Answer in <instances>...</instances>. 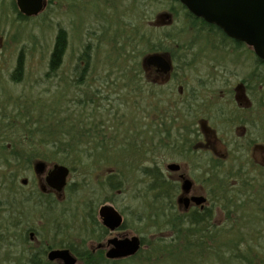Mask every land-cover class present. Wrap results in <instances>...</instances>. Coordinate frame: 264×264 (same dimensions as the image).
Returning a JSON list of instances; mask_svg holds the SVG:
<instances>
[{
    "label": "rangeland",
    "instance_id": "obj_1",
    "mask_svg": "<svg viewBox=\"0 0 264 264\" xmlns=\"http://www.w3.org/2000/svg\"><path fill=\"white\" fill-rule=\"evenodd\" d=\"M11 7V0H0V264H30V252L56 249L60 242L95 249L102 238L85 235L83 214L92 210L99 221L104 206L123 218L124 229L114 235L142 240L139 253L127 264H245L240 257L247 250H264L252 240L258 230L251 228L253 221L260 230L261 224L249 202L236 208L239 228L224 224L234 212L223 208L213 217L221 225L217 237L211 228L201 240L188 239L193 233L187 224L172 230L170 217L158 214L141 172L156 166L167 177L165 166L182 163V141L191 133L164 127L165 97L185 92L182 83L152 85L150 79H139V63L154 55V47L165 54L188 52V47L213 44V38L196 32L170 0H45L42 14L21 20ZM58 29L65 31L66 51L54 77H47ZM242 54L240 50L235 56L239 76L248 63ZM224 55L229 54L221 55L227 60ZM18 60L23 67L13 81ZM78 77L80 84L75 85ZM148 91H153L151 97L141 96ZM62 147L69 149L68 160ZM214 149L218 156L228 153L229 146ZM17 156L24 157L18 166ZM73 160L78 164L74 168ZM61 161H66L62 165L69 175L57 195L61 216L54 222L44 207L25 208L20 201L44 191L43 176L32 170L36 163L48 168ZM111 174L121 180L114 192L103 183ZM22 179H27L26 186H21ZM231 183L229 178L224 186ZM179 234L186 237L172 239ZM43 258L47 264L46 254Z\"/></svg>",
    "mask_w": 264,
    "mask_h": 264
},
{
    "label": "flooded vegetation",
    "instance_id": "obj_2",
    "mask_svg": "<svg viewBox=\"0 0 264 264\" xmlns=\"http://www.w3.org/2000/svg\"><path fill=\"white\" fill-rule=\"evenodd\" d=\"M11 6L18 19H23L15 8V0H11ZM197 20L209 27L194 30L213 38V44H205L198 50L194 46L188 47L194 54L185 50L179 53L177 49L165 54L166 51L154 47L151 53L154 55L139 63V79H150L152 85L182 83L180 86L185 92L177 93L176 96L169 93L165 97L167 125L164 124V127L171 131L191 133L189 140L187 137V140L182 141L186 144L179 154L184 158L182 163H172L178 165L179 169L169 172L167 177L160 171L173 187L172 191L165 198H158V202L154 201L152 195V202L156 203H153L157 207L156 211L158 208L165 209L172 230L187 224L193 233L187 238L196 237L200 240L205 237L206 229L213 228V235L219 234L216 229L221 225H216L213 220L217 212L222 213L221 209L225 211L223 208H226V212L233 209V217L236 218V208L244 207L245 202H249L261 224L260 230L257 221H253L251 228L258 230L255 235L252 234V240L260 242L264 249V62L257 59L250 47L228 38L219 28ZM240 50L244 51L242 55L248 61L241 69V76L236 72L238 60L235 57ZM222 53L229 54L224 55L227 60L221 57ZM18 62L22 71L20 60L16 66ZM144 69L148 76L143 72ZM152 94L153 91H148L141 96L151 97ZM153 99H157V96ZM238 130L240 133L233 136ZM221 144L229 146V151L217 156L214 147ZM44 178L42 194H49L58 200V194L46 186ZM229 178L231 186L225 187ZM185 183L189 184L188 189H183ZM199 198L203 201L198 203L196 199ZM233 217L224 224L239 228V220ZM114 233L107 231L105 235L118 237ZM111 237L102 243L104 236L91 250L92 254L104 256L109 248L106 242ZM185 237L179 234L172 239ZM235 256L239 258L238 253ZM262 258L264 250L260 249L258 252L255 249L247 250L246 256L240 257L245 264H264Z\"/></svg>",
    "mask_w": 264,
    "mask_h": 264
},
{
    "label": "water",
    "instance_id": "obj_3",
    "mask_svg": "<svg viewBox=\"0 0 264 264\" xmlns=\"http://www.w3.org/2000/svg\"><path fill=\"white\" fill-rule=\"evenodd\" d=\"M189 14L203 20L209 25L219 28L228 38L243 43L253 50L257 59L264 62V0H177ZM20 15L25 17L37 16L45 7V0H15ZM152 58L149 59L151 61ZM168 170L176 171L179 166L170 164ZM36 174H44L45 165L38 162L34 165ZM69 169L64 165H53L45 176L46 186L61 194L67 183ZM26 179L20 184L25 186ZM189 184H183L188 189ZM196 201L202 202L199 198ZM102 226L110 233L122 227L123 218L112 207L104 206L98 211ZM32 240L33 233L29 234ZM109 247L105 252L107 260H124L134 257L141 249L138 237L110 238L106 242ZM49 262L59 261L61 264H76L77 259L68 249H53L46 254Z\"/></svg>",
    "mask_w": 264,
    "mask_h": 264
},
{
    "label": "trees",
    "instance_id": "obj_4",
    "mask_svg": "<svg viewBox=\"0 0 264 264\" xmlns=\"http://www.w3.org/2000/svg\"><path fill=\"white\" fill-rule=\"evenodd\" d=\"M173 1L175 4H177L180 7V10L184 12V17L187 21V23L192 27V28H208L209 26H206L205 24L199 22L196 18H194L192 15H190L185 8L182 7L177 0H170ZM65 31L64 29H58L57 34L55 37L54 41V48L51 52L49 59V64H48V72L46 74L47 77H54L56 71L58 70L57 68L60 67L62 57L66 51V37H65ZM86 52L83 53L82 57L86 58ZM87 59V58H86ZM85 59V60H86ZM21 65L20 62H18V65L16 66L14 73L12 74V79L13 81H18L20 73H21ZM81 79V78H80ZM80 79L74 80L75 85L80 84ZM98 92V90H97ZM66 146V145H64ZM61 153L65 154L64 159H69V154H68V148L67 147H62ZM24 157L17 156L15 157V162L16 165L18 166L20 162L23 161ZM74 159V158H73ZM66 163V161H61L60 164ZM73 168L77 166L78 164L74 163L73 160ZM142 175L147 179L148 183L146 186V190L153 192V198L155 202H158V198H165L173 189L170 183H168L165 178L160 174V171L153 167V168H143L141 169ZM117 175H110L104 180V185L107 187L108 190L113 191L120 188L121 181H119ZM153 201L154 204H156ZM20 204L23 205L24 207H44V211L46 215L49 218H52L56 220L59 218V215L56 211V208L59 204V201L55 199V197L50 196L49 194H42V192H36L32 195H30L29 198H25L22 201H20ZM90 211V212H89ZM158 214L161 213L163 216L166 215L165 209L163 208H158L157 210ZM84 217H85V223L83 225V231L86 233L85 235L89 236L91 239L95 241H99L101 238L106 236L107 230L101 226V224L94 219V214L92 210L88 209V212H84ZM159 216V215H158ZM58 221V220H57ZM5 228L4 230L7 232ZM124 229V223L121 228V230ZM0 239H2V236H0ZM85 241H83L84 243ZM142 242V240H141ZM56 249L60 248H65L68 249L73 255L76 256V258H79L83 261L84 264H127L128 261H131L132 258L127 259V260H122L119 262H108L101 254H92L91 251L87 250L85 247L82 245H72L71 243L65 244L63 242H60L58 245L54 246ZM53 249V246H49L47 248H43L42 250L39 249L37 252H30L29 253V263L30 264H45L44 263V258L47 250ZM37 255V256H36ZM48 264V262H47Z\"/></svg>",
    "mask_w": 264,
    "mask_h": 264
},
{
    "label": "bare ground",
    "instance_id": "obj_5",
    "mask_svg": "<svg viewBox=\"0 0 264 264\" xmlns=\"http://www.w3.org/2000/svg\"><path fill=\"white\" fill-rule=\"evenodd\" d=\"M15 5H16V3H15ZM16 7H17V6H16ZM16 7H15V8H16ZM17 10H18V9H17ZM18 12H19V11H18ZM40 14H42V13H39L37 16H39ZM21 16H23V15L21 14ZM37 16H32V18H35V17H37ZM22 18H23V19H29V18H31V17H25V16H23ZM194 18H195V17H194ZM196 19H197V18H196ZM14 70H15V69H14ZM13 73H14V71H13ZM13 73H12V74H13ZM12 74H11V79H12ZM81 157H82V156H81ZM82 158H83V157H82ZM170 164H172V163H170ZM170 164H168V165H170ZM53 165H56V164H53ZM53 165H52V166H53ZM58 165H59V164H58ZM61 165H62V164H61ZM168 165H166L165 167L167 168ZM52 166H50V167H48V168L45 166V172H44V174H40V175H42V176L45 177L47 171H48L49 169H51ZM153 167L157 168L156 166H153ZM153 167H152V168H153ZM157 169H158V168H157ZM32 170H33L34 174H36L35 171H34V167L32 168ZM158 170H159V169H158ZM166 170H167L168 172H173V171H170V170H168V169H166ZM159 171H160V170H159ZM36 175H38V174H36ZM111 175H113V174H111ZM108 176H110V175H108ZM114 176H115V174H114ZM117 176H118L117 179H118L119 181H121L119 175H117ZM106 178H107V177H106ZM44 179H45V178H44ZM26 180H27V179H26ZM27 184H28V181H27L26 185H27ZM26 185H25V186H26ZM21 186H22V185H21ZM26 198H29V196L26 197ZM25 208H28V206L25 207ZM98 222H99V223L101 224V226H102V221H101L100 217H99V221H98ZM122 226H123V224H122ZM102 227H103V226H102ZM6 228H7V229H6L7 231H10V227L6 226ZM121 228H122V227H121ZM121 228H120V229H121ZM29 234H30V233H29ZM191 234H192V233H191ZM192 235H193V234H192ZM111 238H114V237H111ZM117 238H120V237H117ZM29 239H30V236H29ZM109 239H110V238H109ZM30 240H31V239H30ZM60 249H65V248H60ZM48 252H49V250L46 252V254H47ZM104 256H105V255H104ZM104 256H103V257H104ZM104 258H105V257H104ZM105 259H106V258H105ZM106 260H107V259H106ZM107 261H108V262H114V261L119 262V260H107ZM46 262H48V263H53V262H49L47 259H46ZM54 262H59V261H54Z\"/></svg>",
    "mask_w": 264,
    "mask_h": 264
}]
</instances>
